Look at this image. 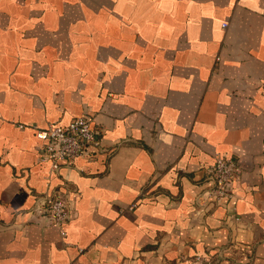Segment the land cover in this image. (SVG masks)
Wrapping results in <instances>:
<instances>
[{"label": "crops", "instance_id": "0c3cea01", "mask_svg": "<svg viewBox=\"0 0 264 264\" xmlns=\"http://www.w3.org/2000/svg\"><path fill=\"white\" fill-rule=\"evenodd\" d=\"M84 114L95 156L40 163L36 128ZM217 154L240 167L220 203ZM207 254L264 264V0H0V264Z\"/></svg>", "mask_w": 264, "mask_h": 264}, {"label": "built area", "instance_id": "2783aa9c", "mask_svg": "<svg viewBox=\"0 0 264 264\" xmlns=\"http://www.w3.org/2000/svg\"><path fill=\"white\" fill-rule=\"evenodd\" d=\"M36 132L43 138L38 148V161L47 163L52 169H58L63 164L70 166L75 158L92 159L101 149L98 133L92 127V117L87 114L75 117L67 124L56 123L45 128H36ZM239 171L240 167L233 157L215 155L206 172V183L209 186L207 193L215 203L223 202L232 196V187L238 180ZM42 209L46 219L58 226L63 234V226L69 220L64 197L60 194L51 196L44 202ZM195 259L203 264H210L215 260L208 254L196 255Z\"/></svg>", "mask_w": 264, "mask_h": 264}]
</instances>
